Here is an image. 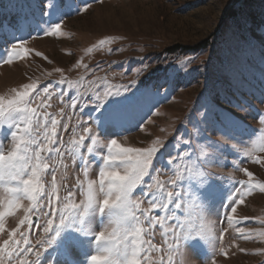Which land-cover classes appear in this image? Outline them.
<instances>
[{"label":"rangeland","instance_id":"1","mask_svg":"<svg viewBox=\"0 0 264 264\" xmlns=\"http://www.w3.org/2000/svg\"><path fill=\"white\" fill-rule=\"evenodd\" d=\"M41 2L0 0V22L5 25L0 29V96L10 98L13 89L21 90L24 84L32 82L37 83V91L47 85L50 91L59 92L55 82L72 81L76 87L67 89L62 101L53 96L48 109L58 113L63 108L65 117H71L68 130L62 133L67 147L77 120L87 119L88 111L80 113L78 108L71 107L69 97L73 92L90 98L93 89L104 88V80L110 85H126L130 89L127 95L137 89L149 91L151 95L133 109L131 123L122 134L112 138L131 148H151L158 146L157 141L162 142L164 147L154 159L161 180L172 175L166 160L180 151V142L188 139L198 126V113L207 99L235 112L243 119L248 134L239 141H230L237 145V151L229 152L226 163L213 164L210 171L226 192L233 188L243 190L245 181L255 187L237 206L233 226L224 234L222 246L228 248L229 254L224 257L218 253L221 245L217 239L219 229L227 227L220 222L226 209L217 203L212 212H201L199 201H192L181 221L185 230L191 228L195 232L203 227L206 239L199 251L189 248L174 255L176 264H211L213 258L216 264H264V191L260 187L264 185V165L244 156L261 134L264 123L255 110L240 112L223 101L227 92L264 111V103L258 99L264 93V50L259 45L261 38L256 36V27L264 23V0H61V34L52 36L46 30L57 22L58 15L42 14ZM86 5H90L88 11L77 14L76 9ZM246 37H255L252 45L246 43ZM101 40L108 43L100 46ZM21 42L28 52L11 64L2 63L12 45L19 48ZM9 131L5 126L0 132L5 149L11 147L10 139H5ZM208 135L216 140L220 134L209 129ZM65 158L70 166L64 180L75 191V202L79 203L84 195L78 180L85 185L88 180L98 182V170L103 166L93 164L85 171L71 165L67 153ZM183 163L174 166L182 167ZM245 168L253 173L251 178L243 172ZM116 170L123 174V166ZM46 179L50 180V176ZM57 180H61L60 173ZM7 195L0 186V212L7 209ZM22 203L28 206L30 202ZM142 206L147 207V203ZM24 215V209L17 208L4 217L5 231L0 233V244L13 228L27 230V225H20ZM35 221L34 229L28 230L33 244L44 236V217H40L39 228ZM239 228L244 229V234L237 231ZM16 238H20L19 233ZM154 242H162L159 231ZM55 247L42 255L44 264H54L48 259L50 254L59 261L64 259L53 252ZM72 255L79 257L76 250ZM153 260L158 264V254L153 253Z\"/></svg>","mask_w":264,"mask_h":264},{"label":"snow or ice","instance_id":"2","mask_svg":"<svg viewBox=\"0 0 264 264\" xmlns=\"http://www.w3.org/2000/svg\"><path fill=\"white\" fill-rule=\"evenodd\" d=\"M41 7L42 14L56 12L58 15L57 22L50 25L46 34H61V0H42ZM89 7L77 8L76 12H87ZM244 23L247 29L246 19ZM4 27L0 22V29ZM256 36L261 38L259 45L264 50V23L256 27ZM245 39L252 45L255 37ZM106 43L101 40L100 46ZM27 52L22 42L19 48L13 44L2 63L11 64ZM55 83L60 87L59 92L50 91L47 85L37 91V83L32 82L24 84L21 90L13 89L14 95L10 98L0 96V132L6 126L10 131L5 139L11 141L7 149L0 141V186L8 194L7 209L0 212V233L5 231L4 217L17 208L25 212L20 225H27L24 232L19 227L13 228L0 244V264H44L42 255L53 245L56 246L53 252L64 258L59 261L50 254L48 259L54 264H157L153 253L158 254V264H176L174 254L189 248L199 251L206 239L203 227L195 232L191 228L185 230L181 221L192 201H199L201 212H212L217 203L226 209L220 222L227 227L219 229L217 239L221 245L218 253L227 257L229 250L222 246L224 234L233 226L237 206L244 203L245 195L255 185L245 181L243 190L233 188L226 192L213 179L216 174L210 167L224 165L227 154L237 151V145L230 141H239L248 134L243 119L220 107L212 98L207 99L198 113V126L188 139L180 142V151L166 160L172 175L161 180L154 159L164 147L162 142L157 141L158 146L151 148H131L112 138L122 134L131 123L133 109L151 95L149 91L137 89L127 95L130 89L126 85H110L104 80V88L93 89L90 98L73 92L69 97L71 107L78 108L80 113L88 110L87 119L77 120L65 147L62 133L68 130L67 121L71 117H65L63 108L58 113L48 109L52 107L53 96L62 101L66 90L76 85L67 79ZM258 99L264 103V93ZM223 101L240 112L255 110L264 123V111L254 109L246 99L225 92ZM62 120L65 122L61 123ZM209 129L219 133V138L213 140L208 135ZM65 153L71 165L85 171L93 164L103 166L98 170V182L88 180L85 185L78 180L84 195L79 203L75 202V191L64 180L70 166ZM257 153L264 154V129L244 152L246 158H254L253 163L264 165V155ZM181 162H184L182 167L174 166ZM121 166L123 174L116 170ZM242 170L249 178L253 176L247 168ZM57 173L61 174L60 181ZM49 176L50 180L46 179ZM260 187L264 191V185ZM25 200L30 202L28 206L22 203ZM145 202L147 207L142 206ZM33 215H36V228L41 227L40 217H44V236L36 239L35 244L28 237V230L34 229ZM157 231L162 237L160 244L154 242ZM237 231L244 234L243 228ZM73 250L79 253L78 258L72 255ZM211 264H216L214 258Z\"/></svg>","mask_w":264,"mask_h":264},{"label":"water","instance_id":"3","mask_svg":"<svg viewBox=\"0 0 264 264\" xmlns=\"http://www.w3.org/2000/svg\"><path fill=\"white\" fill-rule=\"evenodd\" d=\"M34 220H36V215L34 216V218H33Z\"/></svg>","mask_w":264,"mask_h":264}]
</instances>
